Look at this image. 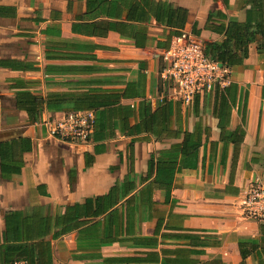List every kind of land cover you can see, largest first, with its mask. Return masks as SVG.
Instances as JSON below:
<instances>
[{"label": "crops", "instance_id": "0c3cea01", "mask_svg": "<svg viewBox=\"0 0 264 264\" xmlns=\"http://www.w3.org/2000/svg\"><path fill=\"white\" fill-rule=\"evenodd\" d=\"M163 1L189 9L185 30L198 23L203 42L219 38L205 30L215 8L245 19L237 0ZM136 3L0 0V264H241L239 242L260 235L242 201L264 178V54L252 43L233 69L229 129L244 126L242 142L221 140L217 93L168 101L152 121L170 30L152 19L138 46ZM71 113L94 114L87 144L51 134ZM200 126L210 134L193 164L158 183L176 133Z\"/></svg>", "mask_w": 264, "mask_h": 264}, {"label": "trees", "instance_id": "16d2710c", "mask_svg": "<svg viewBox=\"0 0 264 264\" xmlns=\"http://www.w3.org/2000/svg\"><path fill=\"white\" fill-rule=\"evenodd\" d=\"M217 1V0H214ZM225 8L245 11V19L241 20L238 16L224 12L222 9L215 8L207 17L205 30H210L219 38L217 40L204 41L206 54L213 60L222 65L233 69L241 67L249 57V46L252 43L258 44V51L264 54V0H237L236 6L231 7L230 0H222ZM127 16L129 21L142 23L140 30L136 26V31L132 36L135 37L136 44L145 47L146 40L149 39L148 28L145 26L154 19L159 25L170 30L165 41H160L158 46L167 49L172 38L179 36L189 22V9L171 1L163 0H142V3L131 5ZM198 23L193 26V33L201 37L202 32ZM217 90V103L215 114L219 118V128L221 130V140H237L242 142L245 137L244 126H239L235 130L229 129L232 107L229 98V89ZM157 110L148 114L152 121L159 122L161 117H165L168 107L172 102L160 104ZM179 106V105H177ZM198 107V104L197 106ZM245 123V117L243 118ZM151 131V130H150ZM208 138L210 130L197 127L193 132L182 131L176 133L175 138L184 140L180 146L174 147L168 152V159L161 156L158 160V183L172 187L171 179L176 169L191 166L197 156L198 148L201 146L203 134ZM2 143H0L1 148ZM182 156L180 159L179 156ZM180 166L178 168V164ZM171 176L169 177V175ZM164 175L167 176L163 177ZM165 181V182H164ZM260 221V235L257 238L245 239L239 242L243 261L247 264V259L251 256L259 260V264H264V220Z\"/></svg>", "mask_w": 264, "mask_h": 264}, {"label": "built area", "instance_id": "2783aa9c", "mask_svg": "<svg viewBox=\"0 0 264 264\" xmlns=\"http://www.w3.org/2000/svg\"><path fill=\"white\" fill-rule=\"evenodd\" d=\"M161 93L157 102L177 101L192 106L208 94L233 84V70L211 59L203 40L185 29L159 55ZM93 113H71L59 120L51 134L72 143L87 144L93 131ZM1 142V132H0ZM243 209L250 218L264 220V178L257 176L243 194Z\"/></svg>", "mask_w": 264, "mask_h": 264}]
</instances>
